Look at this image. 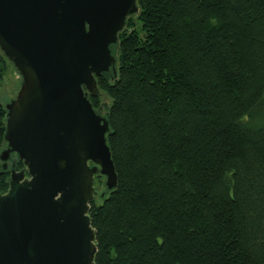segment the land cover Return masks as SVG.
<instances>
[{
	"label": "trees",
	"instance_id": "obj_1",
	"mask_svg": "<svg viewBox=\"0 0 264 264\" xmlns=\"http://www.w3.org/2000/svg\"><path fill=\"white\" fill-rule=\"evenodd\" d=\"M137 3L88 94L117 173L94 175V262L264 264V0Z\"/></svg>",
	"mask_w": 264,
	"mask_h": 264
},
{
	"label": "water",
	"instance_id": "obj_2",
	"mask_svg": "<svg viewBox=\"0 0 264 264\" xmlns=\"http://www.w3.org/2000/svg\"><path fill=\"white\" fill-rule=\"evenodd\" d=\"M138 9L137 0H0V49L22 77L5 105L0 161L6 169L14 153L24 165L11 162L0 193V264H95L94 175L112 189L117 173L108 120L88 94L99 93L96 77L116 75L111 46Z\"/></svg>",
	"mask_w": 264,
	"mask_h": 264
},
{
	"label": "rangeland",
	"instance_id": "obj_3",
	"mask_svg": "<svg viewBox=\"0 0 264 264\" xmlns=\"http://www.w3.org/2000/svg\"><path fill=\"white\" fill-rule=\"evenodd\" d=\"M6 64L7 67L5 69V72L3 74V77L0 81V102L5 106L12 98H14L21 86L22 83V77L16 67L14 66L13 62H11L8 58H6ZM101 101H102V108L105 112V104L108 101L106 95L103 93L101 94ZM105 103V104H104ZM6 147V146H5ZM3 147L1 151L5 148ZM0 151V152H1ZM15 161V164L17 163L18 159L16 155L13 153L11 156L7 159V169H10V165L12 161ZM2 163V162H1ZM105 181V178H104ZM103 181V182H104Z\"/></svg>",
	"mask_w": 264,
	"mask_h": 264
},
{
	"label": "bare ground",
	"instance_id": "obj_4",
	"mask_svg": "<svg viewBox=\"0 0 264 264\" xmlns=\"http://www.w3.org/2000/svg\"><path fill=\"white\" fill-rule=\"evenodd\" d=\"M96 192V191H95Z\"/></svg>",
	"mask_w": 264,
	"mask_h": 264
}]
</instances>
